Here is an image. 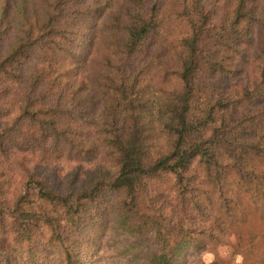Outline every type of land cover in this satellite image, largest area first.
Here are the masks:
<instances>
[{
  "label": "trees",
  "instance_id": "obj_1",
  "mask_svg": "<svg viewBox=\"0 0 264 264\" xmlns=\"http://www.w3.org/2000/svg\"><path fill=\"white\" fill-rule=\"evenodd\" d=\"M232 234L264 264V0H0V264Z\"/></svg>",
  "mask_w": 264,
  "mask_h": 264
},
{
  "label": "clouds",
  "instance_id": "obj_2",
  "mask_svg": "<svg viewBox=\"0 0 264 264\" xmlns=\"http://www.w3.org/2000/svg\"><path fill=\"white\" fill-rule=\"evenodd\" d=\"M227 243L217 245L215 251H210L207 247L200 251L201 264H215L217 258L228 260L233 253L232 245L237 242L235 234L226 237ZM232 264H244V256L237 253L232 261Z\"/></svg>",
  "mask_w": 264,
  "mask_h": 264
},
{
  "label": "rangeland",
  "instance_id": "obj_3",
  "mask_svg": "<svg viewBox=\"0 0 264 264\" xmlns=\"http://www.w3.org/2000/svg\"><path fill=\"white\" fill-rule=\"evenodd\" d=\"M235 255H236V253H234V251H233L232 256L228 259L229 260V264H232V261H233Z\"/></svg>",
  "mask_w": 264,
  "mask_h": 264
}]
</instances>
